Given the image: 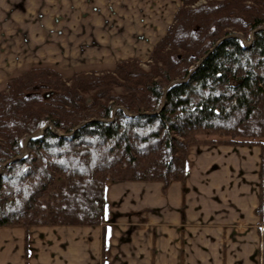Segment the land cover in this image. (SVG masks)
I'll use <instances>...</instances> for the list:
<instances>
[{
  "label": "trees",
  "instance_id": "16d2710c",
  "mask_svg": "<svg viewBox=\"0 0 264 264\" xmlns=\"http://www.w3.org/2000/svg\"><path fill=\"white\" fill-rule=\"evenodd\" d=\"M145 65L39 62L0 85V228L99 226L104 254L106 181L182 180L198 134L263 145L264 0H182Z\"/></svg>",
  "mask_w": 264,
  "mask_h": 264
},
{
  "label": "crops",
  "instance_id": "0c3cea01",
  "mask_svg": "<svg viewBox=\"0 0 264 264\" xmlns=\"http://www.w3.org/2000/svg\"><path fill=\"white\" fill-rule=\"evenodd\" d=\"M181 3L57 0V9L72 36L77 29L68 21L90 10L77 63L101 56L112 62L118 53L121 60L146 59ZM104 47L111 52L100 54ZM185 167L184 178L167 185L105 182L104 254L99 226L3 227L0 264H264V222L256 212L264 204V140L251 147L191 145Z\"/></svg>",
  "mask_w": 264,
  "mask_h": 264
},
{
  "label": "rangeland",
  "instance_id": "374dc122",
  "mask_svg": "<svg viewBox=\"0 0 264 264\" xmlns=\"http://www.w3.org/2000/svg\"><path fill=\"white\" fill-rule=\"evenodd\" d=\"M88 13L90 10L86 9L80 13L79 18L78 16H74V19L72 17L71 20L68 18V22L77 29L74 32L75 37L63 28L67 19L63 12L57 9V0H0V79L12 68L14 69L0 84L18 69L32 63L45 62L69 72L78 68L90 71L93 70L91 69L93 66H97V69L101 66L103 69L123 61V59H119L122 54L118 55V53L115 57L116 60L113 58L115 61L112 62H103L104 59L109 60V57L101 56L100 58L96 57L95 60L77 63L76 55L79 53V49L76 45L82 41H88L89 38L87 36L89 31H84L91 21ZM41 18H45V21H40ZM77 20L80 24L79 27L76 26ZM43 28L47 32H42ZM99 33L104 34L103 31ZM86 36L88 38H85ZM246 45L248 46L249 43ZM99 50L100 54L101 50L106 54L111 52V48L108 47ZM150 53L146 59H138L142 63L143 69H147L145 64ZM203 140V135L198 134V142L194 145H203Z\"/></svg>",
  "mask_w": 264,
  "mask_h": 264
},
{
  "label": "water",
  "instance_id": "95a60500",
  "mask_svg": "<svg viewBox=\"0 0 264 264\" xmlns=\"http://www.w3.org/2000/svg\"><path fill=\"white\" fill-rule=\"evenodd\" d=\"M48 96H50V94L49 95H45L44 97L47 98ZM44 129H45V127L42 129V132H43ZM42 132H40L39 134H42Z\"/></svg>",
  "mask_w": 264,
  "mask_h": 264
}]
</instances>
